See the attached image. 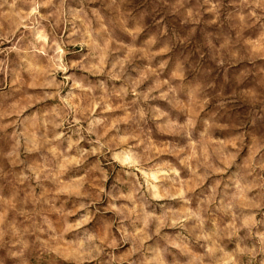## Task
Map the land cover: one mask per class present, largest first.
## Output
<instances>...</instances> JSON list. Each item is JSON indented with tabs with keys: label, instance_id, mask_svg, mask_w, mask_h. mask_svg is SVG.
Returning <instances> with one entry per match:
<instances>
[{
	"label": "rangeland",
	"instance_id": "rangeland-1",
	"mask_svg": "<svg viewBox=\"0 0 264 264\" xmlns=\"http://www.w3.org/2000/svg\"><path fill=\"white\" fill-rule=\"evenodd\" d=\"M0 264H264V0H0Z\"/></svg>",
	"mask_w": 264,
	"mask_h": 264
}]
</instances>
